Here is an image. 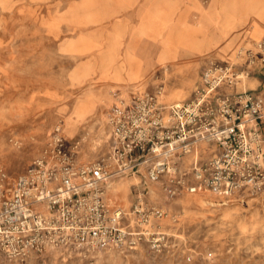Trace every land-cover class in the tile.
<instances>
[{
    "label": "rangeland",
    "instance_id": "1",
    "mask_svg": "<svg viewBox=\"0 0 264 264\" xmlns=\"http://www.w3.org/2000/svg\"><path fill=\"white\" fill-rule=\"evenodd\" d=\"M241 1L258 7L246 5L249 23L222 35L225 4ZM147 5L165 11L169 28L184 39L192 32V41L205 37L207 43L212 38L217 43L202 44L201 49L182 46L175 57L163 56L161 38L148 31L136 33L138 12ZM263 7L264 0H93L90 6L86 0H0V168L14 181L52 141L58 126L68 141L79 143L80 161L101 157L111 146L107 117L115 92L131 99L138 91L163 86V101H183L211 61L233 65L238 74L224 86L226 91L261 88L264 49L258 42L264 35L248 38V31ZM200 17L204 28L193 31ZM95 40L99 47L93 46ZM128 46L139 62L135 79L123 66ZM88 96L94 107L73 116L75 103ZM211 154L212 147L204 144L185 163L201 162ZM137 181L131 176L117 179L112 199L129 210ZM149 198L168 213L156 228L168 234L161 248L147 240L133 249L59 248L24 262L0 256V264H211L210 252L224 264H264L263 196L222 198L201 191L169 199L153 188Z\"/></svg>",
    "mask_w": 264,
    "mask_h": 264
},
{
    "label": "built area",
    "instance_id": "2",
    "mask_svg": "<svg viewBox=\"0 0 264 264\" xmlns=\"http://www.w3.org/2000/svg\"><path fill=\"white\" fill-rule=\"evenodd\" d=\"M258 46L264 49V41ZM236 78L233 65L211 61L183 101H163V86L131 99L115 92L107 117L111 146L101 157L80 161L79 143L58 126L14 181L0 168V256L24 262L53 249H133L144 240L161 248L168 234L156 228L168 213L149 198L153 188L169 199L201 191L264 197V82L226 91ZM204 144L212 154L185 163ZM129 176L138 181L127 210L111 190ZM207 258L224 264L212 252Z\"/></svg>",
    "mask_w": 264,
    "mask_h": 264
},
{
    "label": "crops",
    "instance_id": "3",
    "mask_svg": "<svg viewBox=\"0 0 264 264\" xmlns=\"http://www.w3.org/2000/svg\"><path fill=\"white\" fill-rule=\"evenodd\" d=\"M93 0H86V5L90 6L92 4ZM154 3V1H153ZM251 7V9H256L258 7L257 3H253L248 5L244 2H238L237 4L233 3H226L224 7V11L226 12V16L223 20V28H222V35H225L228 30H231L232 28L237 27L239 24L243 23H249L247 21V15H248V7ZM252 5V6H251ZM238 6V7H236ZM242 7V8H241ZM247 7V8H246ZM257 12V15L259 17L253 19L250 21V28L248 31V38L253 33L255 34H261L264 35V25L261 23V19H264V7L259 9ZM139 24L136 28V33L148 31L150 32L154 37H159L162 39L163 43V56L166 57H175L179 51V48L182 46L187 48H196L201 49V45L203 48L207 46H212L217 43V38H212L211 41L208 43L205 41V37H203L202 41H195L191 40V37L193 36L192 32H189L187 35H182L180 31H174L171 27L169 28L170 24V17L167 16L165 11H160L158 9H153L151 5L143 6L139 10ZM204 17H200L195 22V28L193 31H202L204 28ZM169 28V29H167ZM191 29V28H190ZM168 30V32L164 35L165 31ZM190 31V30H189ZM255 41V40H254ZM230 44L227 45L229 47ZM94 47H99L100 42L94 41L93 43ZM115 52V51H112ZM236 52V50H233L231 52L230 57ZM116 53V52H115ZM124 64L123 66L126 67L127 73L129 75L130 79H135L138 77L139 74V62L135 59L134 52L131 46H128L124 53ZM260 74V73H259ZM264 74V71L263 73ZM250 89H257V88H250Z\"/></svg>",
    "mask_w": 264,
    "mask_h": 264
},
{
    "label": "bare ground",
    "instance_id": "4",
    "mask_svg": "<svg viewBox=\"0 0 264 264\" xmlns=\"http://www.w3.org/2000/svg\"><path fill=\"white\" fill-rule=\"evenodd\" d=\"M92 107H94V101L90 96H88L75 103L74 108L72 109V115L83 116L88 113Z\"/></svg>",
    "mask_w": 264,
    "mask_h": 264
}]
</instances>
